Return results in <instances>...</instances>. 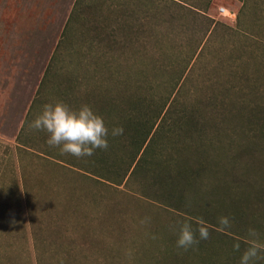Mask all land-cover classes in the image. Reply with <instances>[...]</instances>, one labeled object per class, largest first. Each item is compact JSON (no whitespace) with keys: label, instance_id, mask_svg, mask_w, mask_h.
Returning <instances> with one entry per match:
<instances>
[{"label":"rangeland","instance_id":"1","mask_svg":"<svg viewBox=\"0 0 264 264\" xmlns=\"http://www.w3.org/2000/svg\"><path fill=\"white\" fill-rule=\"evenodd\" d=\"M75 1L0 0V198L9 202L0 211V264L212 263L204 257L205 253L213 255L209 254L217 264H239L234 253L242 254L248 247L249 229H255L256 238L264 242V193H256L257 186L264 189V134H258L259 125L255 123H264V99L255 102L259 107L251 120L245 117L242 121L240 115L233 118L230 112L216 116L223 132L211 136L212 145L206 148L210 161L202 158L210 172L202 174L197 184L194 183L196 190L187 187L192 206L185 210L193 213L141 195L135 184L142 174L128 181L131 175L128 172L124 181L116 184L76 168L75 164L86 165L89 157L61 154L59 148L46 143V133L30 127L42 106L62 100L76 107L74 97L87 104V92L84 93L81 85L90 81L92 84L96 79L90 76L96 74H99L98 80L106 82L108 58L119 64L124 58L119 44L114 49L103 47L109 31L115 30L119 43L137 38L147 42L144 53L131 65V74L140 76L142 69L147 78L157 74L163 80L172 72L155 71L152 61L157 52L164 62L181 61L182 68L183 58L192 49L190 43L201 36L204 24L172 0H77L76 5L80 7L76 10L77 17L70 23L68 35L63 37ZM188 2L231 26L235 21L220 15L219 8L237 12L242 5L240 0ZM253 2L264 8V0ZM247 16L242 20L244 23ZM256 18L257 13L252 10L248 19L255 22ZM137 26H142L144 31L135 32ZM231 41L230 35L219 33L212 43L217 49L230 46ZM134 44L137 47L144 43ZM249 59L250 65L245 69L255 72V85L264 94V66L256 67L254 60ZM72 84L80 87L73 89ZM162 91L160 87L159 92ZM39 92L42 95L38 96ZM38 97L40 100H36ZM33 101L32 116L27 118ZM232 141L235 144L229 150ZM108 153L110 176L117 181L128 161L117 143ZM19 176L20 187L16 180ZM241 179L248 182L247 198L243 200L249 206L259 204L260 210H249L246 226L230 221L233 220L230 217V226L224 228L219 220L227 215L218 201L225 191L223 184L229 182L240 187L244 185ZM195 191L203 194L200 196ZM21 196L20 205L16 199ZM209 198L213 200L207 202ZM233 214L237 219L240 213L235 209ZM185 221L192 222L193 228L203 222L209 231L207 239H199L197 233L198 243L186 250L176 245L179 228ZM236 243L240 244L239 250L234 248ZM213 247L215 250L211 252ZM220 248H226L227 259L215 258ZM177 253L181 256L176 257ZM255 263L264 264V254Z\"/></svg>","mask_w":264,"mask_h":264},{"label":"trees","instance_id":"2","mask_svg":"<svg viewBox=\"0 0 264 264\" xmlns=\"http://www.w3.org/2000/svg\"><path fill=\"white\" fill-rule=\"evenodd\" d=\"M172 1H175L174 3H177L186 14L200 19L204 24L200 30L201 36L190 43L192 49L190 55L183 58V67L181 68V61L164 62L157 52L152 66L157 73L160 70L171 71L170 77L160 80L155 74L150 79L144 76L142 69L139 71L140 76H134L131 74L130 67L135 65V58L139 57L140 53H144L147 42L137 38L133 42L123 40L119 43L115 30L109 31L106 34L105 44L102 43L103 47L114 49L119 44V48L123 51L121 58H124L120 64L108 58L104 84L96 78L99 75L96 74L93 77L90 76L96 81L92 84L90 81L81 86L84 93L87 92L85 99L87 104L104 117L109 128L122 126L124 133L116 137L110 136L109 147L106 150L97 149L89 157L86 165L79 163L74 166L116 184H121L128 172L131 173L128 181L142 174L141 180L135 184L141 195L151 197L166 206L193 213L185 210L192 206L188 201L187 187L191 186L193 190H196L200 176L210 172L202 158L210 161L209 156H206V148L212 145L211 136L223 132L216 116L230 112L229 115L233 118L240 115L242 121L245 117L251 120L259 107V103L255 102L264 99V94L260 93L258 86L255 85L257 83L253 77L255 72H247L245 69L250 65L249 58L254 60L256 67L264 66V8L253 0H240L241 8L237 11L235 24L231 26L215 20L206 13L204 8L188 2L189 0H180L183 3L177 0ZM77 2L63 30V37L68 35L69 25L77 17L76 10L80 8L76 5ZM208 2L211 3L212 0ZM257 6H260L259 10H256ZM252 10L257 13L255 22H250L248 19ZM246 14L248 15L247 23H244L242 20ZM143 31L142 26H137L135 29L138 34ZM219 33L232 37L230 46L217 49L213 46L212 42ZM135 42L144 44L136 47ZM62 43L63 39L60 41L61 45L58 43L59 48ZM49 72L46 73V77ZM75 86L78 85L72 84L73 89H77ZM160 87L164 91L159 92ZM232 92L235 93L231 94ZM40 95L42 92L38 93V96ZM39 98L36 100H40ZM81 100L79 97H74L76 107L86 104L84 100ZM250 100L254 102H248ZM33 105L34 101L27 118L29 115L32 116ZM235 105L238 107L230 108ZM257 122L259 121L255 122L259 125L258 134H264V123ZM115 143L123 149L124 159L128 161L117 181L111 178V171L107 165L111 159L108 152L112 150ZM234 144L233 141L230 142L229 150L234 147ZM47 153L50 154V152ZM54 156L57 155L54 154ZM114 162L113 165H115ZM90 166L94 169L92 170ZM99 169L102 172H98ZM240 182L244 185L237 187L224 182L225 191L218 201L225 208L228 219L233 217L230 221L237 224L245 223L246 226L249 210L252 208V212H259L260 208H258L259 204L249 206L247 201L243 200L247 198L246 184L248 182L242 179ZM256 191L259 195L264 193L262 187L257 186ZM195 192L200 196L203 194V192ZM210 200L213 199L209 198L207 202ZM203 206L201 204V211ZM235 209L240 213L237 219L233 214ZM218 210L221 211L220 207ZM253 219L256 220L254 213ZM214 248H211V252L215 250ZM225 252L226 248H220L215 258L227 259L229 254ZM178 254L176 257L181 256ZM209 254L203 255L212 262L210 264H217L213 262L214 259ZM234 255L236 261H239L241 254L235 252Z\"/></svg>","mask_w":264,"mask_h":264},{"label":"clouds","instance_id":"3","mask_svg":"<svg viewBox=\"0 0 264 264\" xmlns=\"http://www.w3.org/2000/svg\"><path fill=\"white\" fill-rule=\"evenodd\" d=\"M30 127L36 131L46 133V143L50 147L59 148L61 154H70L74 157H91L97 149L106 150L109 147V137L123 135L122 126L109 128L102 115L90 105L82 104L72 107L62 100L45 103L39 114L30 122ZM219 224L229 227L228 217H221ZM199 239H207V226L200 222L193 228L190 221L181 224L176 238L178 248L188 249L198 243ZM255 229H249L247 238L248 247L240 256L239 264H255L264 254V242L256 238ZM236 250L240 244H234Z\"/></svg>","mask_w":264,"mask_h":264},{"label":"crops","instance_id":"4","mask_svg":"<svg viewBox=\"0 0 264 264\" xmlns=\"http://www.w3.org/2000/svg\"><path fill=\"white\" fill-rule=\"evenodd\" d=\"M77 2V0L74 2V4ZM31 105H32V103H31ZM30 109V108H29ZM28 113H29V110L27 111V113H26V115H28ZM35 115H36V110H35ZM37 116V115H36ZM27 117V116H26ZM24 125V124H23ZM21 131H22V128H21V130H19V132H18V134H17V136H19L20 134H21ZM17 136H16V138H17ZM19 146L20 145H22L20 142H18L17 143ZM12 171H14L13 169H11ZM17 170H21V167H18V169ZM21 172V171H20ZM21 175V174H20ZM16 180H18L17 181V185L20 187V186H22V182H20L21 180H22V178H21V176H19V178L17 177L16 178ZM1 200H0V211L2 210H5L6 209V207H7V205H9V202H7V201H5V200H3V198L1 197L0 198ZM16 201L17 202H19L20 203V205H21V201H22V196L21 197H19L18 199H16ZM25 203H26V201H25ZM26 205V204H25ZM1 219H0V227H1ZM1 231V230H0Z\"/></svg>","mask_w":264,"mask_h":264},{"label":"built area","instance_id":"5","mask_svg":"<svg viewBox=\"0 0 264 264\" xmlns=\"http://www.w3.org/2000/svg\"><path fill=\"white\" fill-rule=\"evenodd\" d=\"M220 15L227 17L230 21H236L237 12L233 9L227 7H220L219 8Z\"/></svg>","mask_w":264,"mask_h":264}]
</instances>
